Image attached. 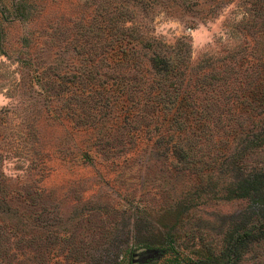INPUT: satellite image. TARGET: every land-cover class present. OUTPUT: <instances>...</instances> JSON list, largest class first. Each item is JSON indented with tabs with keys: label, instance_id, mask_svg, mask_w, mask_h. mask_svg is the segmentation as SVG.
<instances>
[{
	"label": "trees",
	"instance_id": "trees-1",
	"mask_svg": "<svg viewBox=\"0 0 264 264\" xmlns=\"http://www.w3.org/2000/svg\"><path fill=\"white\" fill-rule=\"evenodd\" d=\"M48 1L56 0L0 5L1 17L11 10L21 26L14 60L21 69L16 85L23 126L33 131L34 122L47 117L95 128L94 145L108 146L113 156L136 154L139 168L143 158L156 161L163 191L173 175L197 177L186 184L188 197L167 194L163 213H151L140 201L130 207L134 220L114 257L104 262L99 251L89 264H119L123 252L127 264L240 262L264 241V162L244 161L264 147V0H75L78 9L91 12L77 14L85 29L76 37L59 26L32 28V17ZM229 4L241 9L239 17L224 21L234 46L216 60L193 64L189 37L167 43L151 25L163 14L193 28ZM137 181L142 190L144 177ZM4 189L0 181V220L13 225L28 214L3 197ZM201 192L208 201L245 202L224 213L214 244L194 234L209 228L191 224L195 203H187Z\"/></svg>",
	"mask_w": 264,
	"mask_h": 264
},
{
	"label": "rangeland",
	"instance_id": "rangeland-1",
	"mask_svg": "<svg viewBox=\"0 0 264 264\" xmlns=\"http://www.w3.org/2000/svg\"><path fill=\"white\" fill-rule=\"evenodd\" d=\"M5 4L7 0H0V5ZM76 5L75 0L48 1L32 17V28L44 31L47 25L51 29L59 26L62 32L79 36L85 26L77 14L86 7L78 9ZM240 10L229 4L216 19L193 28L163 14H157L151 25L156 36L167 43L183 35L189 37L191 62L195 64L204 58L216 60L233 48L234 41L224 24L239 17ZM84 14L89 17L91 12L85 9ZM4 16L6 20L0 14V181L8 191L3 197L14 199L11 202L25 210L28 217L14 220L13 225L0 220V264H89L90 256L99 251L102 261L110 262L134 220L130 207L140 201L151 213H163L168 206L167 194L188 197L186 184L197 183V177L173 175L163 191L156 161L143 158L139 168L136 154L126 159L113 156L108 146L101 149L94 145L95 128L47 117L37 119L33 131L24 127L16 85L21 69L14 60L21 26L11 10ZM82 153L92 159L83 162ZM244 161L248 166L260 165L264 162V147L248 154ZM138 175L145 179L142 190L137 187ZM189 192L190 196L196 195L193 187ZM201 194V198L187 203H195L191 224L194 221L192 226L198 223L201 228H209V232L200 229L194 234L200 235L204 243L214 244L220 240L215 234L224 213L238 210L245 202L208 201ZM191 239L186 237L188 245ZM132 248L137 252V247ZM187 256L189 253H185ZM118 259L119 264H127L124 252ZM156 264H172V260ZM237 264H264V241L253 244Z\"/></svg>",
	"mask_w": 264,
	"mask_h": 264
}]
</instances>
